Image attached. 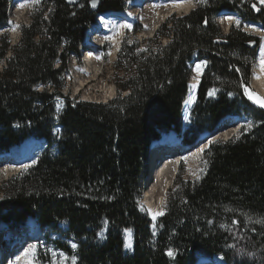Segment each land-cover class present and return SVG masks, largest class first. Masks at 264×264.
<instances>
[{
    "label": "trees",
    "instance_id": "1",
    "mask_svg": "<svg viewBox=\"0 0 264 264\" xmlns=\"http://www.w3.org/2000/svg\"><path fill=\"white\" fill-rule=\"evenodd\" d=\"M14 1L0 0V28L7 27ZM91 1L71 6L45 0L18 45L0 39L6 62L0 72V153L30 137L46 146L32 167L2 184L0 226L14 236L36 219L42 231L58 236L48 243L76 256V264H196L216 255L227 264H264V223H257L264 219V109H254L236 88L249 85L255 58L250 45L259 40L233 29L224 35L215 23L224 13L264 23V11L256 13L245 0H204L187 16L171 17L149 41L158 48L139 52L138 43L123 44L116 67L134 73L120 80L116 100L74 107L68 102L57 122L54 97L61 95L70 55L79 57L96 16L119 14L130 0H98L97 11ZM162 38L169 42L159 47ZM203 58L209 66L190 111L191 126L183 132L192 67ZM212 88L220 92L208 99ZM243 115L253 129L212 143L200 181H184L181 165L177 188L154 224L139 207L154 165L152 141L173 130L194 145L226 118ZM57 124L61 134L55 136ZM129 232L132 248L126 249Z\"/></svg>",
    "mask_w": 264,
    "mask_h": 264
},
{
    "label": "bare ground",
    "instance_id": "2",
    "mask_svg": "<svg viewBox=\"0 0 264 264\" xmlns=\"http://www.w3.org/2000/svg\"><path fill=\"white\" fill-rule=\"evenodd\" d=\"M128 2H129L127 4L128 8H126L124 11H122L119 14L99 16L98 21H96V23L93 24L94 30H95L94 34H96V36L92 37L93 33L91 31H89L90 33L89 35L87 34L88 31L86 32L87 35L85 36V44L92 47V48L87 49L88 51L87 56H89L87 61L90 62L91 68L82 69L81 66L85 65V62L79 63L77 61V58H75V55L71 54L69 58V60L72 61L71 68H67L64 71L63 76H62V79L64 81V86L61 90V95L68 94V97H69L70 88L68 89V83L70 81L71 76H73L72 71L76 73V74L74 73L73 74L78 77H80L79 76L80 73H88L89 76L91 77L92 75L93 78L96 75H99V72L102 70V63L104 61L103 55L105 54V48H104L105 41H109L112 44V47H113L112 55L113 57L116 56L115 58H117V55H119L120 53L119 51L122 47V42L126 39V37L124 36H125V31L127 28L122 27L123 24L129 23L133 25L136 22H143V21L147 22V25L145 23L146 31L144 32L145 35L147 36H144V37H151L160 28V24L164 23V21L167 18L171 17L173 14H183V13L189 14L195 9V3L192 0H130ZM29 4H30L29 0H16L13 3L11 12H10V15H11L10 27L14 28L16 25L20 24V20L26 14V9L29 6ZM146 4L149 5V8L144 9ZM146 11L148 12L145 14ZM227 17H232L233 19L229 21ZM235 19H236V14H221L220 16H218V23L223 25L225 31L228 32L229 28H231L232 21H234ZM105 23L107 24V26H105ZM248 26H249L250 32H252L253 35L261 39V43L257 49V60H256V64L254 66V70L252 73L251 86L253 90H255L259 95L264 97V72H262L260 68L262 49H264V25L259 24L256 21L255 22L250 21L248 22ZM16 29L17 28L15 27V30ZM15 30H14V34H16ZM133 34L134 33H132V35ZM105 37H108V39H105ZM88 38H90V40H88ZM85 51L86 50L84 49L83 53ZM97 56L101 57V59H97L96 58ZM197 63H201V61L196 62L195 65ZM195 65L193 67L194 70L192 71V76L189 81V94L184 103L183 113L185 115L186 120H188V117L190 116V111L192 107L194 106V104L196 103L197 89L199 88L200 79L206 70V66L203 65L200 70V73L198 74L197 71L195 70ZM55 66H61L60 60H58L55 63ZM80 82L83 84V81H80ZM41 90L42 91L44 90L42 86H41ZM48 91L49 93H53V90L50 87H48ZM114 91H115L114 87H109L107 92L112 96ZM78 94H75V96L72 99L75 100L77 96H79ZM57 97H59V100H57ZM54 106H55V110H58V109L64 110V108L66 107L65 102H60V95L55 96ZM244 119H246L245 116L241 118H237V117L226 118L224 121H222L219 127L222 130L220 132L221 134H219L217 138L216 137L214 138V136H216L217 133L220 131L219 129L218 131L213 133L208 139L200 140L197 144V147L195 149H192L189 152L191 153L190 154L191 157L190 156L189 157L191 159L196 160V158L201 156L202 153L207 149L208 141L211 142L213 138L216 141L218 140L227 141V139L230 140L231 137L235 135V134H232L234 130L232 131L230 130L229 132H227L225 128H227L228 125H229L228 128H238L240 125L239 123L242 124L244 122ZM236 120L238 121L236 122ZM58 131L61 132L60 127ZM37 142L39 141L33 139L32 141L29 142V144L26 145L25 149L19 148L20 146H17L15 148L14 153H12V156H13L12 161L14 163L8 167H1L0 177H9L10 175L14 173V171H16L14 167H18L19 169L20 168L19 166L27 163L25 162L22 164L20 162L21 159L23 158L21 154H23L26 151L27 146L31 145L30 148H33L34 144H36ZM200 148H203L204 151L200 152L199 151ZM167 161L170 162L171 164L168 166L167 169H164L163 165ZM175 163H176L175 159H173L172 157L166 158L163 162H161L157 166L156 171L153 173V177H152L153 182L156 178L157 179L160 178V180L157 181L160 183L159 184L160 186L159 187L157 186V188L154 191L153 190L147 191L146 196L142 203L147 213L149 212V216L151 215L150 217L152 218H153V214L161 212V210L165 206V200L167 197V193H168L169 188L171 187V184H172L171 181H173V176L168 177V178L166 177L171 172H173V168L176 167ZM160 216H163V215H158L156 216L155 219L160 218ZM26 226L29 229H27L25 233L12 236L14 234L13 232H7L3 235L4 238L2 239L4 240H0V259H5L6 262L7 260H10V262L8 263L5 262L6 264H13V258L15 259V257L12 255H9L8 258H6L5 256L6 247L12 246V247L20 248L21 246H23L24 241L27 240L26 247L21 250V251H25V249L29 248V246H34L37 249L39 246V243L43 242V239L42 240L37 239L38 235H41V228L38 225L36 219L29 218L26 223ZM35 228H37V230ZM29 235L31 238H34V239H30ZM127 235H128V238L126 239V243L127 245L130 246L132 244L131 243L132 235L130 233H127ZM35 240H37L36 244L34 242ZM3 243H6V244L3 245ZM218 256H219L218 258H220L218 264H227L221 255H218ZM31 261H32V258L30 254H28L27 256L22 255L18 264H30Z\"/></svg>",
    "mask_w": 264,
    "mask_h": 264
},
{
    "label": "rangeland",
    "instance_id": "3",
    "mask_svg": "<svg viewBox=\"0 0 264 264\" xmlns=\"http://www.w3.org/2000/svg\"><path fill=\"white\" fill-rule=\"evenodd\" d=\"M192 1L195 3V9L193 10V11H195L199 7V4L201 2H198V0H192ZM245 1L248 3V7H250L251 5L255 4L258 8H260V9H262L264 11V3H262L261 0H245ZM29 2H30V4H29V6L26 9V14L21 18L19 27H16L17 28L15 30L16 34H14L13 28L10 27V23H11L10 12H11L12 6L10 8V11L8 12L9 22H8L7 28L6 29L5 28H0V39L4 38V40L6 42H9L10 47H15L16 45H18L20 43L21 37H22L23 28H27L30 25V23L32 22L33 16L35 14H39L42 11V9H43V5L45 4V0H40V2L38 4L35 3V0H29ZM147 8H149L148 4H146L144 9H147ZM147 12L148 11H146L145 14ZM187 15H188V13H186V14L185 13H183V14H173L171 17H173V16L174 17H185ZM171 17L167 18L164 21V23L168 19H171ZM241 17L243 18V15H241L239 13H238V15L236 14V19L234 21H232L231 28H230V30H228V32L225 31L223 25L218 23V17L215 19V23L220 28V30L222 31V33L224 35H228L233 29L234 31H241L242 33H246L250 37L258 39V38H256L255 35H253L252 32H250L248 23H246V22H250V20L245 19L243 22H241L240 21ZM98 18H99V16L95 17L96 21H98ZM237 20L240 21V26L239 27H237V25H236V21ZM145 23L147 25V22H144V21L136 24L137 26H140V31L138 33L135 32V34H133V35L129 33L127 35L126 39L124 40V42H125L124 45H126V44L132 45V44L138 43L139 49H147V50H148L149 46L153 47V48H156L158 46L157 44H159V43L155 44L154 46H152V44L149 43V41L154 40V37H155V34H156L157 31L151 37H144V36H147L144 33L146 31ZM164 23L160 24V26L163 25ZM89 29H88V33H87L88 35L90 34L89 33ZM87 34H85V35H87ZM93 36H96V34L93 33L92 37ZM88 40H90V38H88ZM104 41H105V39H104ZM159 42H161V45L159 47H164V46H166L168 44L169 40L165 39V38L164 39L162 38V40L159 41ZM106 50H108V51H106ZM106 50H105V54L103 55L104 56V61L102 63V70L99 72V75H96L93 78L92 75L90 77L88 73H80L79 74L80 77H78V76H75L74 74H76V73H74L72 71V75L73 76H71L70 81L68 83V89L70 88L69 89L70 94H69L68 99L70 101L73 100L72 98L75 96V94L79 93L78 94L79 96H77V98L75 100H73L76 105L83 103L82 101L89 102V103L92 102L94 104H108V102L109 103L112 102L111 100H113V101L116 100L119 97V94H120L119 93V89L117 87L118 84H120V80L125 78V76H130V74L134 73V69L133 68H130L128 70L127 69H125V70L124 69H118L116 67V64H117V61H118L119 57H118V55H117V58H115L116 56L113 57V55H112L113 54V47L111 45H109V44H106ZM139 52H142V51H139ZM109 53H110V55H109ZM87 54H88V51H85L84 54H81V52L79 53V56H82L83 60H85L84 61L85 65H83V66L80 65L82 67V69H84V68L85 69L86 68L90 69L91 68L90 62L87 61V59L89 58V56H87ZM10 56H11V52H8L6 57L9 58ZM75 58H77V55L75 56ZM247 59H250V58L248 57ZM256 60H257V50H255V58L253 60L251 71H250L251 78H252V73H253V70H254V66L256 64ZM197 61L198 60H196V62ZM200 61L201 62H206L205 66H207V68H208L209 63H208V61L205 58L201 59ZM71 63H72V61L69 60L68 61V65H67L68 68H71ZM5 67H6V63H5L4 59H0V72H2ZM251 78H250V80H251ZM79 79H80V81H83V84L79 81ZM109 87H114L115 88V91H114L112 96L107 92ZM244 87H248L250 89V91H252L253 93L257 94L260 98H264L263 96L259 95L255 90L252 89V86L250 85V82H249V85H246L244 83H239L238 85H236V88H238V89H240L242 91V96L246 100L250 101L247 98V96L244 94ZM213 89L216 90L215 94L212 95V96H209V94H208L207 95L208 99L215 98L217 96V94L220 92V90L217 89V88H212L211 90H213ZM126 95H127V92H124L123 96H126ZM236 96H237L236 94H233L232 96H229V98L230 97L234 98ZM250 102H251V106H253L254 109H260L261 108L258 105L254 104L252 101H250ZM240 108H245V107L241 104ZM65 109H66V107L64 108V110ZM245 110H247L248 112L253 114L252 109H250L249 107L245 108ZM191 112H192V110H191ZM191 112H190L189 119L186 121L185 126H184V124L182 126L183 131H186L188 129V127L191 126V122H192V114H191ZM249 122H251V120L246 117V119H244V122L242 123L243 124V129H242V131L240 130V132H237V129H239V127L238 128H228L229 127L228 124H227L228 127L225 128V129H226L227 132H229L231 129H233L234 132L232 134H235L234 137L236 138L237 135L240 137L242 132L243 133H247V132H249V131H251L253 129L254 125L252 124L253 126L251 127V129L249 131H244V128L247 126V124ZM244 124H245V126H244ZM58 125H60V124H57L55 126V131H54L55 134H60V132L58 131V129H59ZM213 141H216V140L215 139L211 140V143ZM218 141H220V140H218ZM222 141H224V140H222ZM227 141H228V139H227ZM197 144H194L193 147L188 149L187 147H183L179 143V141H177V140L176 141H172V142L161 143L160 145H158L156 147L157 156H156V159H155V164L158 166L160 164V162H162L163 159H166L167 157L169 158L170 156L178 154V153H184V154L185 153H189L192 149H195L197 147ZM40 151L41 150L35 152L33 156L31 155V159L28 161V163L27 164L25 163V165L19 166L20 167L19 169H18V167H14L16 171H14V173L12 175H10L9 177H0V189L2 187V184L6 183L12 177L18 175L17 174L19 172L18 170L21 169V171L22 170L26 171L27 168H30L31 166H33L34 163L36 162L37 157L39 156ZM189 156L191 157V155H189ZM189 156H187V154H186V158H187L186 161H182V165L184 166V172H183V175H182V179L184 181H192V182L200 181L201 177L206 173V170H207L206 164H205V161H206L205 160V156H199V157L196 158V160L191 159ZM6 160H8V159H6ZM6 160H1V162H0V171H1V167H5L4 164H5ZM174 169L175 168H173V172H171L166 177V178H168V177L173 176V181H171L172 184H171V187L169 188L168 193H167V197H166V200H165V206L162 209L164 212H165V210L167 208L168 196H169L170 190H174V189L177 188L176 185H175V181L177 179V176L174 177V175H173L174 174ZM159 184H160L159 182L155 183V182H153V178H150V180L147 182L146 192L147 191H151V190L154 191L157 188V186L158 187L160 186ZM146 192L142 196V201L140 202L139 207H140V210L149 217V212L147 213L145 207L142 204L143 200H144V198L146 196ZM151 194H152V192H151ZM2 197H3V195H2V193L0 191V200L2 199ZM158 220H159V218L158 219H154L152 221L154 222V224H156L158 222ZM4 228H9V227L5 225L3 227V229ZM35 229L37 230V228H35ZM22 230L24 232L27 231V229L25 227ZM151 230L154 233L153 235H155L157 230L154 227H152ZM129 233L132 235V242H133V234H132V232H129ZM3 235L0 237L1 238L0 240H4V239H2V238H4ZM29 237H30V235H29ZM48 238L51 239V240H54V239H57L58 236L53 234V233L45 234L43 242H40L39 246L37 248V255L35 254V257H36L35 264H72V261L70 259L71 256L66 254L63 250H60L58 248H54L53 244L48 243V241L45 242V240L48 239ZM127 238H128V235L126 234V239ZM23 239H25V238H23ZM30 239H34V238L30 237ZM34 242L36 244L37 240H35ZM70 243H71V247H72L73 244H75L74 242H70ZM131 248H132V244L130 246L126 247V249H131ZM13 249L14 250H12V251L20 252L23 248L21 246L20 248L13 247ZM72 249H73V247H72ZM53 252L56 253L55 256L53 255ZM61 253H63L64 256L69 257V259H67V260L63 259V257L60 256ZM29 254L31 255V258L33 260L32 254L31 253H29ZM0 262H1V264H6V263L10 262V260H7V262H6L5 259H0Z\"/></svg>",
    "mask_w": 264,
    "mask_h": 264
},
{
    "label": "snow or ice",
    "instance_id": "4",
    "mask_svg": "<svg viewBox=\"0 0 264 264\" xmlns=\"http://www.w3.org/2000/svg\"><path fill=\"white\" fill-rule=\"evenodd\" d=\"M39 2H40V0H35V3L38 4ZM93 2L95 3V0H93ZM198 2H204V0H198ZM261 2L264 3V0H261ZM21 6H23V5H21ZM253 7L255 8V5H253ZM129 15H130V13H129ZM227 19L229 21H231L233 18L232 17H227ZM205 23H207V21H205ZM236 25H237V27L240 26V21L239 20L236 21ZM105 26H107L106 23H105ZM15 27H19V25L15 26ZM15 27L13 28V30H15ZM122 27H125V28H128L129 30H131L132 25L129 24V23H125V24L122 25ZM105 39H108V37H105ZM139 51H147V49H139ZM109 55H110V53H109ZM96 58L97 59H101V57H99V56H97ZM205 64H206V62H201V63H197L195 65V70L197 71L198 74L200 73V70H201L202 66L205 65ZM260 68H261V71L264 72V49H262V56H261V60H260ZM237 71H239V69H237ZM215 91H216L215 89L210 90L209 93H208L209 96L214 95L215 94ZM244 94L254 104L258 105L261 108H264V98H260L257 94H255L252 91H250V89L248 87H244ZM57 100H59V97H57ZM252 126H253L252 123L249 122L247 124V126L244 128V131H249ZM237 131L239 132V129ZM236 138L238 139L239 136L237 135ZM209 143H211V142H209ZM199 151L200 152H203L204 149L203 148H200ZM185 159H187V158L185 157ZM205 164H207V161H205ZM163 214H164L163 211L158 212V213H155V214H153V219H155L156 216L163 215ZM232 223H238V221L233 220ZM257 223H264V219L257 221ZM76 246H77L76 244H73L72 245L73 248H75ZM128 246L129 245L126 244V247H128ZM35 252H36L35 247L34 246H29V248L25 249V251H24V253H22V255L27 256L29 253H31L32 254V257H33V260L30 262V264H35V262H36ZM167 254L169 256H173L174 255V253H173V251L171 249L168 250V253ZM53 255L55 256L56 253L53 252ZM60 256L63 257V259H65V260L69 259V257L64 256L63 253H61ZM20 259H21V256H16V259H15L14 264H18V262L20 261ZM70 259L72 261V264H76V259H77L76 256L73 255V256L70 257Z\"/></svg>",
    "mask_w": 264,
    "mask_h": 264
},
{
    "label": "water",
    "instance_id": "5",
    "mask_svg": "<svg viewBox=\"0 0 264 264\" xmlns=\"http://www.w3.org/2000/svg\"><path fill=\"white\" fill-rule=\"evenodd\" d=\"M67 1V3L69 4V5H71V6H73V5H79L81 2H82V0H66ZM91 5H92V10L93 11H97L98 10V8H99V1L98 0H95V3L93 2V0L91 1ZM253 5H255V4H253ZM253 5H251V8L256 12V13H259L260 12V8H258L256 5H255V8L253 7ZM258 9V10H257ZM225 14V13H224ZM259 43H260V41H258V42H252L251 43V45H250V47L253 49V50H257L258 49V47H259ZM195 64V63H194ZM194 70V69H193ZM192 70V71H193ZM250 85H251V80H250ZM170 136H171V133H169V132H162L161 134H160V137L158 138V139H156V140H153L152 141V145H151V149L155 146V145H157V144H159L160 142H162V141H164V140H167V139H169L170 138ZM28 143V142H27ZM11 151V150H10ZM7 231H9V228H1L0 229V237L4 234V233H6Z\"/></svg>",
    "mask_w": 264,
    "mask_h": 264
},
{
    "label": "built area",
    "instance_id": "6",
    "mask_svg": "<svg viewBox=\"0 0 264 264\" xmlns=\"http://www.w3.org/2000/svg\"><path fill=\"white\" fill-rule=\"evenodd\" d=\"M88 31V30H87ZM86 31V32H87ZM132 34L133 33V29L131 28V30H129V31H127V29H126V31H125V36L124 37H127V35L128 34ZM111 44L109 41H105V45L106 44ZM6 63V62H5ZM55 69L56 70H59V69H61V66H55ZM35 90L36 91H40V92H42V90H41V86H37V87H35ZM50 94H53V93H50ZM60 102H65L66 104L68 103V102H70L71 103V106L72 107H74L76 104H75V102L73 101V100H69L68 99V94L67 95H60ZM83 103H89V102H85V101H82ZM91 104H93L92 102H91ZM63 111L64 110H54V112H55V116H57V122H59V120H58V116L60 115V114H62L63 113ZM61 134V133H60ZM60 134H54L55 136H58V135H60ZM220 141H222V140H220ZM222 142H225V141H222ZM19 172L17 173V174H20L22 171L21 170H18ZM5 225L4 224H2L1 226H0V229L1 228H3Z\"/></svg>",
    "mask_w": 264,
    "mask_h": 264
}]
</instances>
